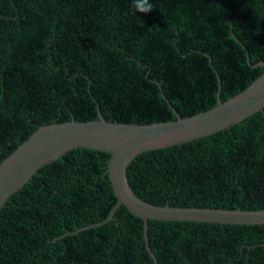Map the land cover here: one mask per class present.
I'll list each match as a JSON object with an SVG mask.
<instances>
[{
	"label": "trees",
	"instance_id": "1",
	"mask_svg": "<svg viewBox=\"0 0 264 264\" xmlns=\"http://www.w3.org/2000/svg\"><path fill=\"white\" fill-rule=\"evenodd\" d=\"M149 2L139 13L133 0H0V163L40 126L99 113L140 124L188 117L217 104L218 78L225 101L264 71L246 56L264 62V0ZM107 164L31 180L9 198L0 264H153L143 221L125 206L53 242L108 216ZM126 173L154 205L264 209V112L232 135L133 160ZM148 236L157 264H264V224L149 220Z\"/></svg>",
	"mask_w": 264,
	"mask_h": 264
},
{
	"label": "water",
	"instance_id": "2",
	"mask_svg": "<svg viewBox=\"0 0 264 264\" xmlns=\"http://www.w3.org/2000/svg\"><path fill=\"white\" fill-rule=\"evenodd\" d=\"M246 56L250 67H264V62L251 65L248 53ZM220 90L218 78L214 107L188 117L176 113L175 120L147 124L108 122L99 113L95 120L77 121L71 116L69 121L40 126L0 163V209L31 180L90 162L108 161L106 173L116 198L108 216L103 221L68 231L53 242L114 220L121 206L143 221L145 248L153 264H157V258L149 246V220L263 225L264 209L154 205L138 197L128 181L126 171L133 160L156 159L232 135L264 112V71L225 101L220 100Z\"/></svg>",
	"mask_w": 264,
	"mask_h": 264
},
{
	"label": "clouds",
	"instance_id": "3",
	"mask_svg": "<svg viewBox=\"0 0 264 264\" xmlns=\"http://www.w3.org/2000/svg\"><path fill=\"white\" fill-rule=\"evenodd\" d=\"M133 6L139 13H148L154 9V5L149 0H133Z\"/></svg>",
	"mask_w": 264,
	"mask_h": 264
}]
</instances>
